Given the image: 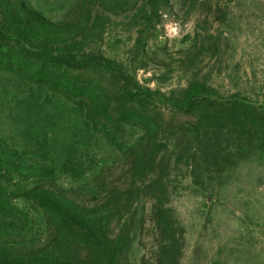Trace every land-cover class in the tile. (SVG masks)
I'll return each instance as SVG.
<instances>
[{
    "label": "rangeland",
    "instance_id": "rangeland-1",
    "mask_svg": "<svg viewBox=\"0 0 264 264\" xmlns=\"http://www.w3.org/2000/svg\"><path fill=\"white\" fill-rule=\"evenodd\" d=\"M0 48L28 68L0 63V145L43 165L5 183L1 245L85 264L26 194L45 183L122 237L119 264H264V0H0Z\"/></svg>",
    "mask_w": 264,
    "mask_h": 264
},
{
    "label": "trees",
    "instance_id": "trees-1",
    "mask_svg": "<svg viewBox=\"0 0 264 264\" xmlns=\"http://www.w3.org/2000/svg\"><path fill=\"white\" fill-rule=\"evenodd\" d=\"M23 14L26 18V24L29 27L33 26L37 18H43L40 13L28 8L23 10ZM24 49L26 56H31V58L35 57L38 60L45 58L51 62L50 66L64 65L73 71H84L90 65L96 64L100 67L123 74L115 67L113 61L102 53H92L83 60H79L67 53L49 54L44 51H35L25 47ZM8 55L9 52L2 51L0 48V63H4L6 67L13 71L23 74L28 73V68L23 64L17 61L14 63L8 61L5 58ZM33 74V78L36 80L44 76L40 70H37ZM60 86L64 87L65 85ZM67 90L70 89H66V92ZM129 112L126 111V113ZM29 160L24 156L11 154L7 146L0 145V225H3L2 223L5 222L4 225L6 226L0 228V237L6 236L5 231L11 225L8 221L17 219L20 214H23L17 206L10 202L5 183L12 176L27 178V175L31 173L40 179L43 176V169L41 168L43 165L36 159H34V163H29ZM39 182L37 181L36 183L38 184ZM26 194L30 195L39 203L50 219L53 230L68 233L65 237L67 241H69L68 238H72L73 236L81 238V242L77 243L79 246L77 257L80 259L83 256L82 258L85 264H119L121 260L117 259V257L124 250L122 237L119 234L114 235L113 238L107 235L104 232L102 221L96 218L95 212L91 207L80 205L74 199L58 195L55 191L50 190L45 183L36 185ZM49 250V252L19 253L12 247L9 248L7 245L0 244V264H62L61 258L55 256V250Z\"/></svg>",
    "mask_w": 264,
    "mask_h": 264
}]
</instances>
